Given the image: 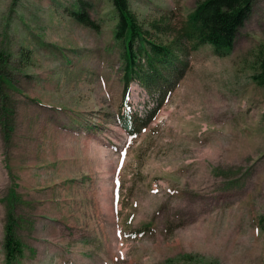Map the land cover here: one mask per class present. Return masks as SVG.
I'll list each match as a JSON object with an SVG mask.
<instances>
[{"label": "rangeland", "instance_id": "rangeland-1", "mask_svg": "<svg viewBox=\"0 0 264 264\" xmlns=\"http://www.w3.org/2000/svg\"><path fill=\"white\" fill-rule=\"evenodd\" d=\"M197 1L128 0L159 44ZM116 22L111 0H0V264L7 209L17 264H264V0L227 55L182 40L162 99L124 86ZM10 166L30 170L26 192Z\"/></svg>", "mask_w": 264, "mask_h": 264}, {"label": "trees", "instance_id": "trees-1", "mask_svg": "<svg viewBox=\"0 0 264 264\" xmlns=\"http://www.w3.org/2000/svg\"><path fill=\"white\" fill-rule=\"evenodd\" d=\"M255 1L199 0L188 13L179 35L169 43L159 44L151 40L149 31L138 23L128 0H111L117 12L114 37L121 40L124 46V86L128 88L129 82L138 79L151 92L152 86L157 85L156 90L162 99L168 90V80L173 76H175L174 81L179 80L187 66V61L178 59L174 53L176 48L180 52L185 50L181 46V41L195 42L194 48L200 44H208L219 56L229 54L233 49L238 30L249 17ZM72 16L82 24L94 27V23L85 12L74 11ZM175 61H178L179 66H175ZM257 63L258 68L252 79L256 84L264 87L263 50L259 51ZM170 65L173 67L168 70ZM158 105L159 103L145 117L127 112L120 114L118 120L127 132L137 133L141 127L149 123ZM15 200V194L10 193L9 203L13 205ZM7 210L3 238L5 264H17L23 254L24 245L16 235L18 227L16 219L13 213Z\"/></svg>", "mask_w": 264, "mask_h": 264}, {"label": "crops", "instance_id": "crops-1", "mask_svg": "<svg viewBox=\"0 0 264 264\" xmlns=\"http://www.w3.org/2000/svg\"><path fill=\"white\" fill-rule=\"evenodd\" d=\"M11 170H13L12 172L13 173H15V175L17 176V180H16V182H18L17 183V185H19V183H21V188L23 189V191H27L29 188H30V185H29V181L31 180V179H29V178H24V176H23V174L26 172V171H28V172H30V170L29 169H25V167H23V166H21V167H19V166H17V167H13V166H10L9 167ZM19 168H20V170H19ZM38 178V177H37ZM33 181H34V179H33ZM14 189H15V191H18V186H16V187H14ZM20 194H22V191H20Z\"/></svg>", "mask_w": 264, "mask_h": 264}]
</instances>
